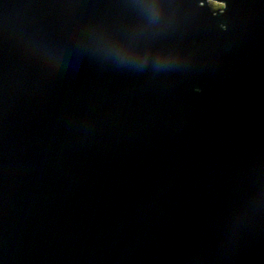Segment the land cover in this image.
Here are the masks:
<instances>
[{"label": "water", "instance_id": "1", "mask_svg": "<svg viewBox=\"0 0 264 264\" xmlns=\"http://www.w3.org/2000/svg\"><path fill=\"white\" fill-rule=\"evenodd\" d=\"M209 1L0 0V264H264V0Z\"/></svg>", "mask_w": 264, "mask_h": 264}, {"label": "trees", "instance_id": "2", "mask_svg": "<svg viewBox=\"0 0 264 264\" xmlns=\"http://www.w3.org/2000/svg\"><path fill=\"white\" fill-rule=\"evenodd\" d=\"M213 2H211V4L213 5V9H220V8H222L223 6H224V3H217V1H214V0H212Z\"/></svg>", "mask_w": 264, "mask_h": 264}, {"label": "rangeland", "instance_id": "3", "mask_svg": "<svg viewBox=\"0 0 264 264\" xmlns=\"http://www.w3.org/2000/svg\"><path fill=\"white\" fill-rule=\"evenodd\" d=\"M214 1H219V2H222L221 0H214ZM211 2H213L212 0L209 1L210 5L213 7V5L211 4ZM217 2V3H219ZM199 4L202 5V1H199Z\"/></svg>", "mask_w": 264, "mask_h": 264}]
</instances>
